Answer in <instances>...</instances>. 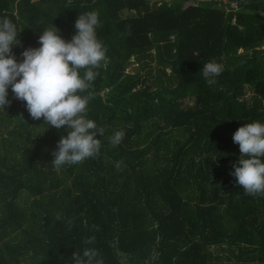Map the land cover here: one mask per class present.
Returning <instances> with one entry per match:
<instances>
[{"label": "trees", "instance_id": "obj_1", "mask_svg": "<svg viewBox=\"0 0 264 264\" xmlns=\"http://www.w3.org/2000/svg\"><path fill=\"white\" fill-rule=\"evenodd\" d=\"M190 1L0 0V18L21 30L18 62L52 25L70 41L79 14L93 10L107 50L87 105L104 130L101 149L77 164L54 168L67 126L32 118L9 88L11 103L0 108V264H73L86 247L104 264H125L124 256L264 264V193H245L231 174L234 132L264 122V1L235 14L185 8ZM133 59L146 74L127 72ZM213 59L224 71L209 86L201 69ZM117 130L125 136L113 146Z\"/></svg>", "mask_w": 264, "mask_h": 264}, {"label": "clouds", "instance_id": "obj_2", "mask_svg": "<svg viewBox=\"0 0 264 264\" xmlns=\"http://www.w3.org/2000/svg\"><path fill=\"white\" fill-rule=\"evenodd\" d=\"M98 11L79 14L75 34L70 41L62 38L58 28L52 25L39 36L40 46L23 51L21 61L12 54L19 44L16 24L8 18H0V108L4 110L11 101L9 88L16 99L26 102V108L34 119L43 117L47 126L59 129L67 126L51 162L57 170L65 164H77L95 157L101 149L104 130L87 117V105L92 98L88 91L98 77L96 71L106 60V48L98 38L100 26ZM224 71L223 63L215 59L205 63L202 75L209 86L216 83ZM87 92V94H82ZM125 136L117 130L110 136L113 146L119 145ZM233 142L239 145L240 156L231 173L245 193H264V122L252 121L240 126L233 134ZM122 161L116 163L121 167ZM94 237L86 243L91 244ZM73 264H104L100 251L84 248L82 253L72 254Z\"/></svg>", "mask_w": 264, "mask_h": 264}, {"label": "built area", "instance_id": "obj_3", "mask_svg": "<svg viewBox=\"0 0 264 264\" xmlns=\"http://www.w3.org/2000/svg\"><path fill=\"white\" fill-rule=\"evenodd\" d=\"M252 0H191L189 6L187 7H199L202 5H209V4H214L218 8L224 10L226 13H237L238 11L241 10L243 5L251 2ZM264 1V0H261ZM237 20L234 19L233 23L236 24Z\"/></svg>", "mask_w": 264, "mask_h": 264}, {"label": "rangeland", "instance_id": "obj_4", "mask_svg": "<svg viewBox=\"0 0 264 264\" xmlns=\"http://www.w3.org/2000/svg\"><path fill=\"white\" fill-rule=\"evenodd\" d=\"M150 1H154V0H150ZM190 2L185 3V6H189ZM150 63H151V66H155V64H153L151 61H150ZM139 71H141V73L143 75L146 74V72H147L141 65L139 66L138 62L135 59H133L132 63L130 64V66L127 69V72H129L131 74H136ZM154 75L156 76L157 72H155ZM254 96H255L254 91L250 88H247L246 96L244 99H246L249 103H251L254 99ZM186 104L193 105V101H187ZM123 258H124L125 264H131V262H129V259L127 257L124 256Z\"/></svg>", "mask_w": 264, "mask_h": 264}, {"label": "water", "instance_id": "obj_5", "mask_svg": "<svg viewBox=\"0 0 264 264\" xmlns=\"http://www.w3.org/2000/svg\"><path fill=\"white\" fill-rule=\"evenodd\" d=\"M246 63H247V61L240 62L238 65L234 66V67L232 68V70L234 71L236 68H239L240 66H242V65H244V64H246Z\"/></svg>", "mask_w": 264, "mask_h": 264}]
</instances>
